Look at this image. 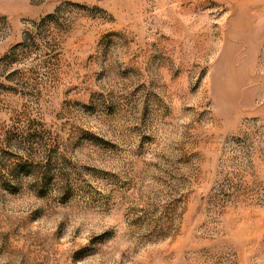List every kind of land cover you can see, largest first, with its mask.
Instances as JSON below:
<instances>
[{
	"label": "rangeland",
	"instance_id": "374dc122",
	"mask_svg": "<svg viewBox=\"0 0 264 264\" xmlns=\"http://www.w3.org/2000/svg\"><path fill=\"white\" fill-rule=\"evenodd\" d=\"M0 264H264V0H0Z\"/></svg>",
	"mask_w": 264,
	"mask_h": 264
}]
</instances>
